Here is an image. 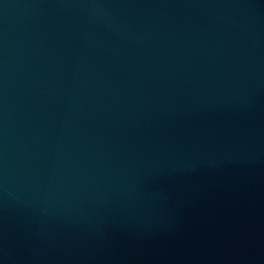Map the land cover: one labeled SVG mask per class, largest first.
<instances>
[{
    "label": "water",
    "instance_id": "95a60500",
    "mask_svg": "<svg viewBox=\"0 0 264 264\" xmlns=\"http://www.w3.org/2000/svg\"><path fill=\"white\" fill-rule=\"evenodd\" d=\"M0 264H264V0H0Z\"/></svg>",
    "mask_w": 264,
    "mask_h": 264
}]
</instances>
